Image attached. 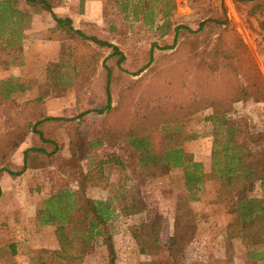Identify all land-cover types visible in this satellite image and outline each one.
I'll list each match as a JSON object with an SVG mask.
<instances>
[{
  "label": "trees",
  "instance_id": "1",
  "mask_svg": "<svg viewBox=\"0 0 264 264\" xmlns=\"http://www.w3.org/2000/svg\"><path fill=\"white\" fill-rule=\"evenodd\" d=\"M20 1L19 5L17 0H0L1 68L19 63L16 47L20 43V33L31 14L41 9L48 11L54 21L49 39L71 42L68 85L83 89L88 83L101 57L97 48H109L110 52L105 57H110L118 69L124 62V53L117 44L75 27L71 16L59 17L52 12L51 5L63 0ZM169 1L108 0L106 30L111 34L120 33L121 26L114 24L117 15L124 18L130 13L137 19L138 10L142 13L140 20L152 25V5ZM230 1L235 8L238 5L245 7L247 17L264 11V0ZM172 7L170 4L158 11L162 21L154 26L155 32L160 35H171V44L157 46L151 43L147 63L132 75H138L148 64L153 65L137 78L127 80L119 89L114 103L111 84L118 81V75L113 74L112 67L104 63L103 57L105 101L99 108L85 110L72 118L48 116L41 111L42 97L39 95L19 104L5 105V120L11 129L1 132L0 172L11 175L20 174L28 165L29 158H35L37 153L51 155L57 150V143L39 128L43 122L71 120L89 111L102 115L101 121L90 128V138L75 133L70 139V156L63 169L54 172L51 177L50 194L37 208L35 219L39 225L53 227L57 246L39 249L32 264H81L95 244L106 248L108 264H113L114 250L108 222L114 211L133 213L146 209L137 196L126 197L130 192L127 186L133 183L130 181L139 176L136 169L139 167H154L158 175L181 168L187 191H194L205 181H211L212 203L223 204L231 214L224 227L226 242L239 240L245 247L247 259L264 262V148L253 147L264 141V131L254 129L246 118L231 112L232 103L238 100L264 102V78L241 34L226 17L224 2L219 4L214 15L202 19L194 29L185 24L172 26L168 20ZM258 22L264 29V20ZM206 23H211L215 30L207 58L198 51L197 40ZM224 36L229 38L228 41H224ZM179 38L183 42L177 44L175 51L161 53L157 57L153 54L155 48H172ZM118 41L121 42L120 39ZM180 50L185 52L178 55ZM16 79L7 77L0 80L2 99L7 100L16 91L24 90ZM208 107L211 112L204 119L211 125V143L208 171H205L202 164L180 146L173 132L179 131L189 116ZM29 132L37 134L38 145L23 150L19 170H8L5 166L8 152ZM90 153H93L94 160L99 161V170L84 171L79 164L78 159ZM104 164L116 166L120 176L109 197L91 198L85 193L84 183L94 178L97 172L102 177ZM68 178L76 182L75 191L67 187ZM186 200L175 203L173 228L165 246L159 244L160 216L147 210L146 218L132 232L137 250L146 255L164 252L169 260H147L140 264H205L185 263L183 260V252L191 243L197 225L195 212ZM8 246L13 248L11 243ZM7 264L15 263L8 258Z\"/></svg>",
  "mask_w": 264,
  "mask_h": 264
},
{
  "label": "rangeland",
  "instance_id": "2",
  "mask_svg": "<svg viewBox=\"0 0 264 264\" xmlns=\"http://www.w3.org/2000/svg\"><path fill=\"white\" fill-rule=\"evenodd\" d=\"M17 1L20 5L21 1ZM223 2L226 7V17L241 34L264 78V29L258 22V20H264V11L256 16L247 17L245 7L238 5L235 8L230 0H171L166 4L152 5L151 11L154 17L152 25L140 20L142 13L139 10L136 14L137 19L130 13L124 18L117 15L114 24L116 27L121 26V32L111 34L106 30L105 14L108 0H67L68 5H66L67 8H63L64 10L54 7L56 13H68L72 21L79 23L81 29L87 34H93L100 39L117 44L124 53L125 60L118 69L110 57H105L110 49L96 47L100 50L101 57L95 66V71L83 89L75 88L66 83L71 74L69 67L71 42L65 40L55 43L48 40L49 24L53 20L46 13L40 14L34 21L28 19L20 33V43L16 47L18 60L22 59L21 63L9 68L0 67V80L16 77L17 82L24 88L22 91L11 94L7 100L2 99L0 95V136L2 130L11 129L8 121L5 120L4 112L5 105L7 106L8 103L19 104L39 95L42 97L41 111L45 115L69 118L85 110L99 108L105 101V68L101 65L103 57H105L104 63L112 67L113 74L118 75V81L111 84L112 103H114L119 89L127 80L137 78L153 65L148 64L138 75H132L147 63L151 43H156L157 46L171 44V35H160L154 30V26L162 21L158 11L172 4L171 15L168 17L172 26L185 24L194 29L202 19L214 15L219 4ZM214 31L213 25L206 23L198 34V51L202 52L206 58L209 57L214 42ZM228 39L224 36V41ZM182 42L183 40L179 38L172 48H155L153 54L157 57L161 53L175 51L177 44ZM184 52L180 50L178 55ZM59 62L63 64L59 65ZM1 86L2 83H0ZM210 112V107L198 111L181 124L179 131L173 132L180 146L190 152L193 159L199 161L205 171H208L209 166L211 125L204 118ZM231 112L246 118L254 129L264 131V102L251 99L238 100L232 103ZM101 119V114L89 111L71 120L43 122L39 128L45 132V136L52 137L57 143V150L51 155L40 152L35 155V158H29L28 165L18 175L0 172V264H7L8 258L15 264H32V259L39 249L57 246L53 227L36 223L35 212L43 199L50 194L51 177L54 172L63 169L64 162L70 156V139L75 133H79L81 137L90 138L88 135L90 128L98 124ZM34 145H38L37 134L29 132L16 147L8 152L6 168L11 171L19 170L22 166L23 150ZM253 147L264 148V141ZM94 159L93 153H90L88 156L80 157L78 162L84 171L99 170V161ZM136 169L139 176L130 181L133 183L130 187L127 186L130 192L126 194V197L137 196L146 209L133 213L114 211L108 222L114 250L113 264H140L147 260H169L164 252L155 255L139 253L132 238V232L146 218L149 210L155 211L161 219L159 244L165 246L173 228L175 203L184 199H187L189 208L195 212L197 223L193 239L183 252L185 263L264 264L259 260L247 259L245 247L239 240L226 242L224 227L230 220L231 214L223 204L212 203L214 195L211 181H205L194 191H187L183 185L181 168H173L164 175H158L154 167ZM98 174L97 172L94 178L85 181V193L91 198L106 199L112 194L120 174L113 164H104L102 177ZM63 178L65 179L64 174ZM67 180V187L75 191L76 182L69 178ZM10 243L13 244V248L8 246ZM108 262L106 248L101 244H95L85 255L81 264H108Z\"/></svg>",
  "mask_w": 264,
  "mask_h": 264
},
{
  "label": "crops",
  "instance_id": "3",
  "mask_svg": "<svg viewBox=\"0 0 264 264\" xmlns=\"http://www.w3.org/2000/svg\"><path fill=\"white\" fill-rule=\"evenodd\" d=\"M66 5H68L67 4V0H63L61 3H59V4H55L53 7L51 6V10H52V12L54 13V14H56L57 16H59V17H63V16H70L68 13H66V14H62L61 12H59L60 14H58V13H56V10L54 9V7L55 6H57L59 9L58 10H64L63 8H67V6ZM20 7V6H19ZM41 11V12H40ZM38 12V10L37 11H34L32 14H31V17L29 18V21H31V20H33L34 21V19L36 20L37 19V17H39L40 16V14H42V13H46L48 16H50V14H49V12L48 11H45V10H39V13H37ZM51 17V16H50ZM50 19H52V18H50ZM53 25H54V21L53 22H51L50 24H49V29H48V35H49V30H50V28L51 27H53ZM73 25L75 26V27H80V25H79V23H74L73 22ZM48 40H50L51 42H55V43H61V41H57V40H51V39H48ZM21 61H22V59H19V62L21 63Z\"/></svg>",
  "mask_w": 264,
  "mask_h": 264
}]
</instances>
